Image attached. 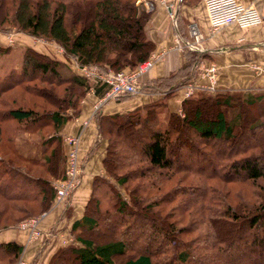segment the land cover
<instances>
[{
	"label": "trees",
	"instance_id": "16d2710c",
	"mask_svg": "<svg viewBox=\"0 0 264 264\" xmlns=\"http://www.w3.org/2000/svg\"><path fill=\"white\" fill-rule=\"evenodd\" d=\"M147 19L136 0H0V30L14 28L51 41L67 59L102 72L132 71L147 60L154 50L144 32ZM22 58L18 71L0 76V95L13 88L26 91L38 98V111L0 109V143L7 150L0 154V232L48 209L52 184L64 166L58 132L77 114L86 92L101 97L106 90L70 70L61 75V63L30 49ZM163 106L94 114L97 135L106 144L101 166L111 182L92 178L82 214L69 230L75 245L58 248L47 264H115L129 248L135 255L120 264H264V92L241 98L198 95L183 100L179 114L168 113L164 125L158 114ZM252 106L262 107L256 117L248 114ZM179 128L192 131L197 144L192 147ZM20 129L48 130L39 156L18 151L14 133ZM236 131L241 146H233ZM204 167L206 175L199 173ZM190 177L200 181L194 184ZM233 185L252 188L250 204L223 188ZM175 198L181 199L170 206ZM143 210L154 218L146 220ZM138 220L146 222L147 231L130 241ZM90 234L107 241L86 239ZM22 250L13 241L0 243V264H15Z\"/></svg>",
	"mask_w": 264,
	"mask_h": 264
},
{
	"label": "rangeland",
	"instance_id": "374dc122",
	"mask_svg": "<svg viewBox=\"0 0 264 264\" xmlns=\"http://www.w3.org/2000/svg\"><path fill=\"white\" fill-rule=\"evenodd\" d=\"M60 1L67 2L69 0H60ZM93 1H97V0H93ZM136 5L139 6V8L143 10L144 12H146L148 15V19H147L145 27L147 26L149 15L154 10V7L161 6L159 4H155L152 6L150 11H146L144 10L143 7H141L137 3ZM180 6L190 9V13H191V18H189V21L187 22L186 31H187L188 26L190 24H193L197 26L198 31L201 34V31L199 29V25L197 22L202 21L203 0H186L185 3L183 4L180 3V0H177V2H175V9L179 8ZM166 17L168 20H170L167 14H166ZM145 27H144V30H145ZM263 28H264V25L257 27V28L249 29L244 32L239 31V30L229 31L230 28L221 29L217 33L219 34L220 41L217 42V46L211 49V51H207L204 49L203 43L205 44L206 40L203 39V36L201 35L202 40L200 42L199 48H197L196 50H192V51H189L187 49H181L180 53L184 54L185 63L181 67V70L178 71L176 77L169 81H166L168 79H165V81L161 79L152 80L151 91L152 92L155 91L158 93L163 92L165 99L169 98L173 94L174 96H177L179 94V96L181 97L180 104L183 100L195 99L198 95H202V94L209 95L212 97L217 96V95H221V96L231 95L234 97L241 98V97H244L246 94H248V92L251 94H254V93L257 94V93L264 92V65L261 64V63H264V37L261 36L262 34H260L261 29ZM187 38L188 39L186 41H181V42L188 43L191 41V38L188 37V31H187ZM224 38L226 39V41L224 40ZM27 49H30L31 51L37 54L40 53L42 55H45L47 58L53 59L61 63L62 66L58 68L61 75L66 76L68 70L75 73L74 68H73V61L63 56L61 49L57 45H55L53 42L30 37L27 34L16 31L14 28H6L3 30H0V76H3L11 71H18L22 63L23 54ZM191 52L193 53L196 52L198 54L202 53V54H205V56L204 58H199V57L187 55L188 53H191ZM217 53L219 54H222V53L241 54L240 62H232L234 64L233 66L234 70H232L233 74L231 76H228V74H226L227 71L228 72L230 71V69L229 70L226 69L230 63L227 64L226 61L221 63L212 57L216 55ZM252 55H258V58L261 59L262 62L257 61V59L256 61L252 59ZM234 58L235 57H233V59ZM211 65H213L215 68L214 77L213 79H210L208 77L209 78L208 79L203 76V73H204V70L210 67ZM221 66L224 67L222 68V70L220 69ZM34 76L36 79L34 80L33 83L38 85V78H40V75L38 74V72H35ZM245 76L249 77L248 81H242L240 79L241 77H245ZM219 77L223 79L222 83L219 82L218 80ZM226 79L228 81H226ZM258 79L260 80L259 82L257 81ZM160 81H163L162 84L160 83ZM34 87L38 88L37 86H34ZM196 87L198 89H196ZM139 91H141V87L139 88ZM87 93L88 92H86V94ZM82 99H84V97ZM38 101H39L38 98H35L34 96L30 95L26 91H23L18 88H13L12 90L0 95V103L3 107L2 108L0 106V109H1V112H5V110L9 108L24 107V108L33 109V110L38 111ZM158 110H159L158 112L159 120L161 124L164 125L166 122L168 113L162 109H158ZM260 110H262V107L259 108L258 106L256 107L252 106L248 114L249 116L252 115V117L253 116L256 117L259 114ZM202 112L206 117L210 116V114L208 113V110L203 109ZM179 113H180V109L177 114ZM92 120H94V114H92ZM86 122L88 123V121ZM86 127L87 125L84 126L83 129L80 130L81 134L85 130ZM179 130H180L181 137L186 139L192 145V147L194 146V144H197V141L192 135L193 134L192 131L186 128H179ZM240 132L239 131L235 132V141H234L235 144L233 146L242 145L239 143V140H241V138L239 137ZM49 136H50V133L48 132V130H45V132L38 133L36 130L32 132H26L20 129L19 131L14 133V137H15L14 141H15V145L18 151H20V153H22L24 156L37 157L38 151H40L39 144L41 140L48 139L47 137ZM123 144L125 145L126 143L123 142ZM230 144L231 143H228V144L219 143L218 145L219 146H222V145L230 146ZM218 145L217 147H219ZM204 149H207V148H204ZM2 151L6 152L7 150L5 146L1 145L0 154ZM135 153L136 152L134 150V154ZM64 157H65V151H64ZM78 159H79V156H78ZM208 171H209L208 168L204 167V169L202 168V171L199 173L202 175H206ZM35 174H39L38 170L36 171ZM100 177L108 179V181L111 182V179H109L106 174ZM190 178L192 179L194 184H197L200 181L198 178H194V177H190ZM186 182H190L189 178ZM262 183H264V181ZM223 188H226V189L230 188L231 190H233L232 192H238L242 197L245 198L246 202L250 204L251 201L249 198V192L252 191V188L249 189L248 187H245V186H235V185L227 186V187L223 186ZM118 192L122 196L123 200L128 202V198L124 194L122 188H118ZM53 197H54V191H53ZM180 199L181 198H175L174 199L175 201H173L170 206L174 207L175 203H177ZM54 208L55 207H53V199H52V202L49 205L48 209H46V211L42 213H38L33 216L24 217L20 219V221L16 222L15 226L10 229L16 228V226L20 222L26 219L39 218V221H40L46 215L47 212L53 210ZM157 209L158 207L153 208L152 211L154 212ZM142 213H146L145 214L147 216L146 220L150 219V217L154 218V216H151L149 212L144 211ZM184 219L185 220L183 223H185V221L187 220V216H185ZM132 229H133V231H131L132 235L128 237L130 241L132 237H136L139 235L141 236V233L147 231V224L146 222L142 220H138L136 223H134V225L132 226ZM95 231H96L95 234L101 233L100 230L98 229ZM82 236L85 238L87 235H82ZM87 238L88 239L92 238L91 240L96 243L98 242L103 243L107 241L105 239H101V240L95 239L97 237H94L92 234L86 237V239ZM70 240L72 241V244H69V245H75L73 244L75 243V241L72 238ZM133 255H135L134 251H132V249L129 248V252H127L126 255L117 257L114 260V262L115 264H120L121 262L127 260L129 257H132ZM22 256H23V253H22ZM18 262L19 260L17 259L15 264H18Z\"/></svg>",
	"mask_w": 264,
	"mask_h": 264
},
{
	"label": "crops",
	"instance_id": "0c3cea01",
	"mask_svg": "<svg viewBox=\"0 0 264 264\" xmlns=\"http://www.w3.org/2000/svg\"><path fill=\"white\" fill-rule=\"evenodd\" d=\"M244 6H252L259 11H264V0H239ZM175 22L168 20L166 11L162 6H155L154 10L149 15L147 26L145 27L146 38L154 45V50L151 55H159L152 67L139 78V91L136 95L121 99L119 101L107 102L100 107L98 114L101 116H109L113 114H122L134 108L144 106L151 103H163L164 106L160 109L167 113H178L180 107L181 97L171 95L165 99L163 92L151 91L152 80H165L169 76L174 75L185 63L184 54L176 51L173 47L176 39L186 41L187 38V22L191 18L190 9L180 6L173 11ZM203 39L204 49L211 51L219 40V34L213 36L208 35V25L205 17L204 8L202 10V21L197 22ZM264 25V24H262ZM261 25V26H262ZM260 27V26H258ZM233 28V29H231ZM257 28V27H255ZM253 29V28H252ZM237 30L230 27L229 31ZM228 33V32H227ZM261 36L264 37V28L261 29ZM226 41V39L224 38ZM196 53V52H195ZM218 62H225L228 65L226 69L230 71L226 74L231 76L233 74L232 62H240L241 54H228L217 53L212 56ZM233 57H235L233 59ZM252 59L261 61L258 55H252ZM234 60V61H233ZM262 62V61H261ZM260 62V63H261ZM264 65V63H261ZM223 66L220 67L222 70ZM243 71V69H242ZM230 78V77H229ZM228 78V79H229ZM249 77H241L242 81H248ZM219 82H223L220 77ZM226 81H228L226 79ZM260 81L259 79L257 80ZM256 81V82H257ZM101 94V93H100ZM101 98L100 95L96 96L93 90H89L79 102L77 114L71 116L60 128L58 134L61 139L64 136L76 135L80 129V124L83 121H88L87 127L82 132L80 142L78 144V156L80 161V180L76 190L71 194L67 206L56 207L46 213V215L39 221V229L42 232V238L31 243L25 242V237L19 233L15 228L0 232V243L16 242L23 248V260L27 264H47L52 254L61 247L72 244L69 236L71 224L80 218L83 206L85 205L89 191L91 180L94 176L105 175L101 160L104 156L105 140L99 139L94 121L92 120V105ZM62 143V142H61ZM63 154L66 150L65 145L62 143ZM40 146V144H39ZM41 152V146L39 153ZM67 208V212L65 209ZM75 244V243H73Z\"/></svg>",
	"mask_w": 264,
	"mask_h": 264
},
{
	"label": "built area",
	"instance_id": "2783aa9c",
	"mask_svg": "<svg viewBox=\"0 0 264 264\" xmlns=\"http://www.w3.org/2000/svg\"><path fill=\"white\" fill-rule=\"evenodd\" d=\"M175 2L177 0H136V3L146 11H150L155 4L163 6L173 24L175 22L173 14ZM203 8L209 36H213L225 28L234 27L244 32L264 24V11H259L252 6H244L239 0H203ZM187 31L191 41L184 43L176 39L173 47L176 51L181 52V49L192 51L200 47L202 36L197 26L190 24ZM161 55L149 56L146 61L139 64L132 71L119 72L110 70L102 72L95 66H79L73 61V68L77 75L90 82H99L106 87L101 98L92 105L93 114L98 113L100 107L107 102H114L121 97L136 95L139 92V78L152 67ZM214 72L215 68L211 65L204 70L203 76L213 79ZM196 89L198 88L196 87ZM86 125L87 122L83 121L76 135L62 138V142L66 147L64 167L61 177L52 184L54 191L53 207L55 208L66 207L71 194L79 185L81 168L78 159V144L81 135L80 130ZM15 229L24 235L26 243L39 240L43 236L39 229V218L26 219L20 222ZM22 252L18 258V264H27L23 260Z\"/></svg>",
	"mask_w": 264,
	"mask_h": 264
}]
</instances>
